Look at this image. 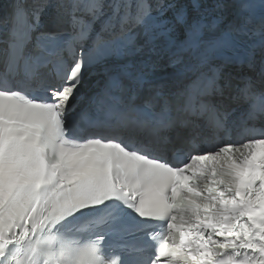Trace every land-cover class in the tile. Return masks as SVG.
Returning a JSON list of instances; mask_svg holds the SVG:
<instances>
[{
	"label": "snow or ice",
	"instance_id": "6c2138e0",
	"mask_svg": "<svg viewBox=\"0 0 264 264\" xmlns=\"http://www.w3.org/2000/svg\"><path fill=\"white\" fill-rule=\"evenodd\" d=\"M0 6V264H264V0Z\"/></svg>",
	"mask_w": 264,
	"mask_h": 264
}]
</instances>
